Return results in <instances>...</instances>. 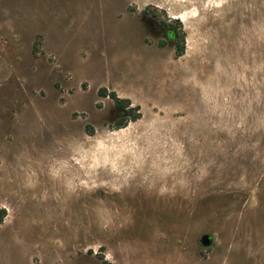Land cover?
I'll return each instance as SVG.
<instances>
[{"label":"rangeland","instance_id":"1","mask_svg":"<svg viewBox=\"0 0 264 264\" xmlns=\"http://www.w3.org/2000/svg\"><path fill=\"white\" fill-rule=\"evenodd\" d=\"M0 210V264H264V0H0Z\"/></svg>","mask_w":264,"mask_h":264},{"label":"trees","instance_id":"2","mask_svg":"<svg viewBox=\"0 0 264 264\" xmlns=\"http://www.w3.org/2000/svg\"><path fill=\"white\" fill-rule=\"evenodd\" d=\"M183 50H184V43L177 42L175 47L176 55L178 56L181 55L183 53ZM99 95L103 97L109 96L112 99L114 106L121 112L122 120L117 123L116 128L124 127L127 124L128 120L135 121L136 119L139 118L140 116V113L138 112L139 109L137 107H131L130 106L131 103L129 99L120 98L114 92H107L105 89H100ZM4 213H5L4 210H0L1 218L2 216H4ZM1 218L0 220H2Z\"/></svg>","mask_w":264,"mask_h":264},{"label":"water","instance_id":"3","mask_svg":"<svg viewBox=\"0 0 264 264\" xmlns=\"http://www.w3.org/2000/svg\"><path fill=\"white\" fill-rule=\"evenodd\" d=\"M199 242L203 247H210L213 244V237L208 233H204L200 236Z\"/></svg>","mask_w":264,"mask_h":264},{"label":"flooded vegetation","instance_id":"4","mask_svg":"<svg viewBox=\"0 0 264 264\" xmlns=\"http://www.w3.org/2000/svg\"><path fill=\"white\" fill-rule=\"evenodd\" d=\"M169 38L170 39H174V37H173V35L170 33V35H169Z\"/></svg>","mask_w":264,"mask_h":264}]
</instances>
